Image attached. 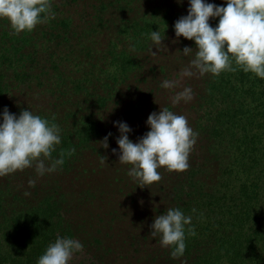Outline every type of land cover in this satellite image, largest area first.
Returning a JSON list of instances; mask_svg holds the SVG:
<instances>
[{
  "label": "rangeland",
  "instance_id": "rangeland-1",
  "mask_svg": "<svg viewBox=\"0 0 264 264\" xmlns=\"http://www.w3.org/2000/svg\"><path fill=\"white\" fill-rule=\"evenodd\" d=\"M224 1L204 0L216 6ZM51 2L58 10L56 14L71 24L67 29L55 27L57 39H40L35 53L39 64L30 66L28 59L24 75L19 64L4 68L0 59V76L6 75L2 80L6 92L0 94V123L5 108L17 117L22 110H29L58 125L61 141H69L70 148L65 153L73 148L75 152L67 156L66 166L63 164L52 173L37 177L33 166L0 177V187L11 188L6 194L33 195L34 191L41 192V196L55 194L72 238L83 245V250L75 253L69 264H156L151 259L161 248L160 237L150 235V226L157 211L168 205L173 183L191 173L197 180H205L208 187L215 186L225 172L224 167L230 168L228 163L234 153L235 140L226 135L212 138L208 130L211 125L206 126V117L197 111L195 95L202 89V76L182 75L195 58L196 49L194 41L175 36L174 24L188 14L189 0ZM214 19H209L210 25ZM52 21L37 25L39 38ZM7 24L0 20V27ZM152 31L160 33L165 47H153ZM151 47L156 55H152ZM185 47L193 51L185 55L182 52ZM127 58L133 65L123 64ZM38 66L42 67L40 74ZM166 80L178 83L172 89H164L161 84ZM185 88L192 89L193 98L173 105V97ZM101 90L109 92L103 96L104 107L96 98ZM111 91L116 98L110 99ZM117 100H121L120 106H115ZM123 101L127 103L122 105ZM165 107L185 116L188 126L198 133L188 157L189 167L179 173L160 168L161 180L140 188L128 175L131 166L118 161L116 141L120 133L114 122L126 123L131 129L128 138L136 143L150 131L148 116ZM89 124L93 127L86 132L85 126ZM79 129L87 134L80 136V145L71 147L72 142L78 143L71 135ZM260 131L256 142L262 150L264 133ZM105 136H108L107 149L100 144ZM60 146H55L57 153L64 151H59ZM112 149L117 150L116 154ZM250 161V157H245L240 166L252 167L250 172L254 175L259 166ZM261 163L264 166V158ZM29 180H36L35 187H29ZM3 200L4 207L11 211L19 203L13 197ZM261 207L264 210V178Z\"/></svg>",
  "mask_w": 264,
  "mask_h": 264
},
{
  "label": "trees",
  "instance_id": "trees-1",
  "mask_svg": "<svg viewBox=\"0 0 264 264\" xmlns=\"http://www.w3.org/2000/svg\"><path fill=\"white\" fill-rule=\"evenodd\" d=\"M52 4L55 18L48 28L42 30L41 38L38 26L33 30L35 36L33 31L13 35L8 21L0 19L7 24L0 27V59L4 68L5 65L10 68L19 64L21 75H24L28 59L30 66L39 64L35 53L40 39H57L56 26L69 28L70 21L56 14L58 10ZM221 6H226V1ZM218 20L215 18L210 26L215 28ZM123 64L130 66L133 62L127 58ZM38 68L40 74L42 67ZM55 70H58L57 66ZM4 78L6 75L3 73L0 76V94L6 92L3 89ZM35 79L39 81L40 77ZM108 93L107 90L98 93L96 98L100 106H105L106 97L103 96ZM112 93L110 99L116 98ZM195 96L198 113L206 117V126L211 125L208 129L210 136L219 138L226 135L235 140L234 153L228 163L230 168L224 167L225 172L219 176L216 187H208L205 180L199 181L191 173L173 183L170 201L157 211V216L166 214L170 208H178L185 216L192 217L191 225L185 230L186 249L183 256L172 258V249L161 247L151 260H156V264H264V210L261 207L264 149L260 150L257 147L259 142H256L258 130L264 133V79L242 70L222 72L219 76L209 73L202 76V89ZM120 103L121 100H117L115 106H120ZM126 103L123 101L122 105ZM90 127L93 125H86L85 131L89 132ZM83 131L79 129L71 135L78 140L77 144L72 142L71 147L80 145V136L87 134ZM222 142L221 139V145ZM60 144L59 151L64 150L63 164L66 166L69 151H65L70 148L69 141H61ZM56 153V150L52 153L53 160L61 158L62 152ZM245 157H250V162L259 166L254 175L250 172L252 167L244 165L241 168V159ZM6 191L10 192L11 188L0 187V264H37L39 257L57 237L72 238L55 194L41 196V192L34 191L33 195L26 196L21 192L6 194ZM6 197L19 202L13 211L4 207L3 199ZM188 227L194 228L196 235L188 234Z\"/></svg>",
  "mask_w": 264,
  "mask_h": 264
},
{
  "label": "clouds",
  "instance_id": "clouds-1",
  "mask_svg": "<svg viewBox=\"0 0 264 264\" xmlns=\"http://www.w3.org/2000/svg\"><path fill=\"white\" fill-rule=\"evenodd\" d=\"M188 14L174 24L175 36L195 43V58L182 75L191 77L222 72L252 73L264 79V0H226V6L205 3L204 0H189ZM219 18L215 28L210 26V18ZM0 19L8 21L12 34L31 32L37 25L54 19L51 0H0ZM153 47L162 45L158 31H152ZM150 51L152 55L156 52ZM159 50V49H157ZM193 48L185 47V55ZM193 69L195 71H193ZM175 81H164L161 87L172 89ZM193 98L192 89L185 88L172 100L173 105ZM150 131L138 142L128 138L131 131L123 122H114L118 127V161L130 165L128 175L138 182L140 188L161 180L160 168L171 172H183L189 167L188 157L196 143L198 133L188 126L185 116L177 115L168 108H160L151 113L146 121ZM58 125L22 110L17 117L5 108L0 123V177L35 167L37 177L52 173L64 163L61 158L52 159L55 146L61 143ZM111 133L108 134L110 136ZM108 136L100 141L101 148H108ZM116 149H112L116 154ZM75 152L71 149L68 155ZM106 158V157H105ZM50 162V163H46ZM35 187L36 180L28 181ZM24 195H30L25 192ZM195 209H193V212ZM191 216H185L178 208H170L166 214L157 216L151 224L150 235L160 237L161 247L170 248L171 257L183 256L186 226H190ZM188 234L196 235L194 228H187ZM83 250L80 241L74 238L57 237L51 243L37 264H69L73 255Z\"/></svg>",
  "mask_w": 264,
  "mask_h": 264
}]
</instances>
